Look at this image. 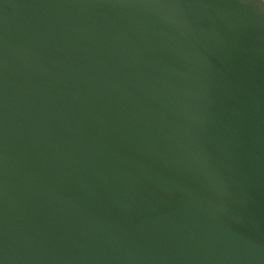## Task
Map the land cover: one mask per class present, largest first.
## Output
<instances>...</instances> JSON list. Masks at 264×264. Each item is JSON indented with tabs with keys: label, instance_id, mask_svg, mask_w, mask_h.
Listing matches in <instances>:
<instances>
[{
	"label": "water",
	"instance_id": "95a60500",
	"mask_svg": "<svg viewBox=\"0 0 264 264\" xmlns=\"http://www.w3.org/2000/svg\"><path fill=\"white\" fill-rule=\"evenodd\" d=\"M0 264H264V0H0Z\"/></svg>",
	"mask_w": 264,
	"mask_h": 264
}]
</instances>
